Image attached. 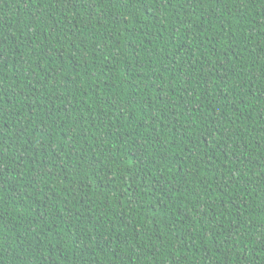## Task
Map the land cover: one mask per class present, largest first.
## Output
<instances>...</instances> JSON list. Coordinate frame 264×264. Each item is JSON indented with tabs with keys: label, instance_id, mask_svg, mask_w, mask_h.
<instances>
[{
	"label": "trees",
	"instance_id": "trees-1",
	"mask_svg": "<svg viewBox=\"0 0 264 264\" xmlns=\"http://www.w3.org/2000/svg\"><path fill=\"white\" fill-rule=\"evenodd\" d=\"M0 264H264V0H0Z\"/></svg>",
	"mask_w": 264,
	"mask_h": 264
}]
</instances>
